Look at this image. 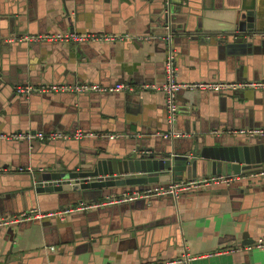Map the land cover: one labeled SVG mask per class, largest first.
I'll return each instance as SVG.
<instances>
[{
	"label": "crops",
	"instance_id": "0c3cea01",
	"mask_svg": "<svg viewBox=\"0 0 264 264\" xmlns=\"http://www.w3.org/2000/svg\"><path fill=\"white\" fill-rule=\"evenodd\" d=\"M165 2L171 15L168 20ZM241 4L240 0H207V8L202 9L200 0H0V134L93 133L29 142L0 138V219L33 207L45 213L60 210L57 193L36 194L28 175L34 169L56 170L54 166L67 163L75 149L105 154L138 141L159 149L178 140L187 147L195 137L231 139L236 134L229 130L264 127V89L181 90L176 94L174 129L182 137L163 138L160 133L169 128L164 94L143 87L165 83L164 62L170 46L181 82L264 80V0H252L245 8L253 12L258 32L247 41L250 45L242 55L221 53L217 44L195 42L182 31L183 26L201 27L198 39L209 38L213 33L205 32L237 18L244 11ZM73 32L154 37L115 41L25 38ZM167 36L170 44L157 40ZM80 82L127 83L134 91L26 95L15 90L22 85ZM110 133L120 137L109 138ZM257 184L263 186L264 180ZM223 187L186 191L176 199L156 196L134 205L104 204L0 226V264H145L174 259L186 251L197 255L191 264H264V250L259 248L221 250L264 236V188L229 196L219 192ZM120 188L111 190L120 193ZM112 194L104 198L116 193Z\"/></svg>",
	"mask_w": 264,
	"mask_h": 264
},
{
	"label": "water",
	"instance_id": "95a60500",
	"mask_svg": "<svg viewBox=\"0 0 264 264\" xmlns=\"http://www.w3.org/2000/svg\"><path fill=\"white\" fill-rule=\"evenodd\" d=\"M206 1L200 0L202 9L207 8ZM240 1H242L240 8L244 11H239L237 18L230 19L219 26L222 28L205 32L213 33L209 38L198 39V33L203 31L201 27L191 29L183 26L182 31L195 42L206 41L217 44L221 53L231 56L244 54L247 50L244 47L250 45L247 41L252 40L251 38L258 30L254 29L253 12L245 9L249 7L252 0ZM164 8L165 19L168 20L171 15L167 12V2L164 3ZM170 30L173 29L170 28ZM262 35L264 36V32ZM157 40L164 41L166 44L171 43V39L164 40L162 37H158ZM165 118L167 121L166 112ZM173 131L181 134L174 129V125ZM119 137L120 135L115 139ZM172 137L177 139L182 136ZM0 138L6 140V138ZM212 138L211 141L205 135L200 138L195 137L187 147H183L179 140L176 141L177 143L173 141L171 146L159 149L154 146H145L138 141L134 146L129 144V147L118 148L110 153L107 151L105 154L98 150L85 152V150L75 149L74 155L67 163L55 165L56 170L51 171L34 169L29 172L28 181L36 194L56 192L59 209L65 205L82 203V201L93 203L99 198H103L100 200L104 201L111 198L104 197L113 195L112 193H116L114 197H117L122 193L167 186L169 180L180 178L191 179L210 175L239 176L219 191L229 196L235 191L248 193L264 188V185L257 184L264 180V136L232 135L231 139L218 136ZM9 150L13 149L10 147ZM244 178L246 181L242 180ZM158 182H168V184L154 186ZM111 187L123 188H120L119 193L112 191ZM198 191L200 190L188 192ZM163 196L170 195H161ZM137 201L139 199L124 204L134 205Z\"/></svg>",
	"mask_w": 264,
	"mask_h": 264
},
{
	"label": "built area",
	"instance_id": "2783aa9c",
	"mask_svg": "<svg viewBox=\"0 0 264 264\" xmlns=\"http://www.w3.org/2000/svg\"><path fill=\"white\" fill-rule=\"evenodd\" d=\"M153 35H129V34H77V33H56L52 35H37L26 36V39H48V40H65V41H88V40H104L115 41L125 39H151ZM170 40V36L166 37ZM164 72L166 81L164 84L157 86L156 84L144 85L143 87H150L151 89H160L164 94V106L166 111L167 123L169 129L166 132L160 133L164 138L169 136H181L180 133L173 131V125L177 116V102L176 94L179 90H199L206 92L229 93L243 89L262 90L264 89V80H241V81H223V80H198L193 82H181L177 79L175 52L172 47H169L165 56ZM16 92L21 94H29L32 92H56V91H69V92H113V91H134V87L127 83H116L113 85H103L97 83L80 82L74 84H40L38 86L22 85L16 87ZM231 134L243 136H264V127L240 128L237 130H229ZM85 135H93L92 132L76 131L69 135L59 131H25L15 132L9 135L0 134V137L13 140H55L67 137L81 138ZM109 138L117 137V134H107ZM239 176L236 175H210L200 178H180L171 181L167 186L148 188L145 190H137L131 193H123L117 197L106 199L104 201L84 204H74L73 206H66L55 212H42L37 207H33L15 216H5L0 219V226H7L16 224L22 221L39 219L45 215L56 214L63 216L73 211L85 210L93 207H99L104 204L128 202L137 199H146L149 197H156L161 195H170L172 198H178L181 193L192 190L207 189L218 185H227L231 181L236 180ZM250 250L251 248H259L264 250V236L258 237L251 244H246L238 247L223 248V251H233L238 249ZM197 255L190 252H183L179 257L167 260H154L145 264H191L192 260Z\"/></svg>",
	"mask_w": 264,
	"mask_h": 264
}]
</instances>
